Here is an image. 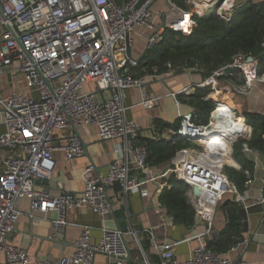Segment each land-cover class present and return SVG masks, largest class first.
<instances>
[{
	"label": "built area",
	"instance_id": "1",
	"mask_svg": "<svg viewBox=\"0 0 264 264\" xmlns=\"http://www.w3.org/2000/svg\"><path fill=\"white\" fill-rule=\"evenodd\" d=\"M238 1L0 0V74H20L29 87L28 91H13L0 97V122L4 127L0 146L10 151L0 167V264H94L98 254L105 257V264H152L144 254L134 258L131 253L125 236L130 235L139 244L135 228L126 226V231H122L106 224L113 213L108 191L116 185L120 187L118 199L127 206L128 195L142 192L147 183H157L162 190L171 188L173 180L182 183L196 214L208 224L204 234L210 232L214 211L225 197L246 207L244 201L252 177L248 176L244 191L238 193L225 168H240L233 158V144L239 140L243 141L242 151L253 155L254 162L258 152L245 143L251 127L244 115L237 114L218 97L226 92L248 95L255 83H264L256 58L238 53L202 82L171 93L173 97H187L197 88L207 89L204 98L214 101V107L206 124H195L191 111L182 115L175 129H166L160 136L153 133L150 138L178 137L198 143L179 150L163 167L146 163L147 148L140 143L141 127L127 116L125 104V91L133 87L143 90L147 75L134 73L140 55L136 57L132 51L138 38L144 40L143 49H148L160 43L168 29L189 36L199 19L217 15L230 20ZM227 69L231 71L226 72ZM186 71L201 74L204 68L197 62L178 67L168 63L165 71L150 75ZM155 101V97L142 91L143 107H153ZM231 111L234 118H241L244 129L229 136L225 130L213 131L209 125L217 121L218 114ZM83 127H94L101 140L121 139L114 148L115 158L105 171L88 163L83 170L81 192L53 193L46 186H38L39 181L52 179L54 151H62L67 159L83 156L84 143L76 133ZM64 130H69L65 143L56 145L55 133ZM224 142L233 164L224 158ZM194 186L199 188V195H194ZM24 198L29 201L30 218L55 215L51 241L64 236L66 212L72 208H88L99 217V239L93 241L90 226L84 225L70 255H62L56 261L31 260L24 246L10 241L21 215L16 203ZM151 198L157 227L166 233L170 214L159 198ZM148 232L152 238V232ZM174 245L168 240L153 242L158 264H248L243 257L230 259L225 252L205 244L193 248L189 257L180 261Z\"/></svg>",
	"mask_w": 264,
	"mask_h": 264
},
{
	"label": "crops",
	"instance_id": "2",
	"mask_svg": "<svg viewBox=\"0 0 264 264\" xmlns=\"http://www.w3.org/2000/svg\"><path fill=\"white\" fill-rule=\"evenodd\" d=\"M2 28H0L1 32ZM137 44V43H136ZM140 49L136 45L132 54L136 57L140 55ZM204 77L196 71H186L172 73L167 76H145L144 89L133 87L125 91V104L128 107L127 116L136 121L141 127L143 138H150L153 133L162 135L166 129L176 128L179 125L182 115L191 112L187 104L181 99L186 98L181 95L173 97L171 93H176L180 89L202 82ZM29 87L24 77L20 74L1 73L0 74V97L8 95L13 91H28ZM142 91L156 101L153 107L145 108L141 105ZM224 94H229L230 99L226 100L229 107L237 114L244 115L247 111L264 113V83L254 84L252 91L248 95H234L232 93H222L218 98L223 99ZM188 97V96H187ZM222 97V98H221ZM177 102V105H176ZM240 105V106H239ZM4 127L0 122V134ZM154 130V131H152ZM84 143V154L80 158L67 159L62 151L53 152L55 169L47 184L39 182L38 186L48 187L53 193L67 191L70 193L81 192L84 188L83 170L88 163H93L100 171H105L108 164L115 158V145L122 142L117 140H101L96 135L94 127H83L77 130ZM69 130L55 133L54 143L61 145L65 143V138ZM171 140V139H168ZM192 142H195L192 140ZM198 146V145H195ZM9 149L0 146V167L9 155ZM252 159L250 154H246ZM255 169L252 176V183L247 189L248 197L244 204H254L264 198V156L258 153ZM235 168V167H230ZM238 169V168H235ZM164 178L163 181H165ZM119 186L116 185L108 191V197L113 204V213L107 219V225L118 227L120 221L125 220L127 227L135 228V225H142L143 229H136L139 244L130 235H126L132 255L141 257L144 254L152 264H158V255L153 248V242L171 241L174 242V251L180 261L186 260L193 248L200 244H205L207 239H214L226 224L225 213L216 207L210 232L204 234L208 228L199 215L196 214L195 223L191 227L181 224H173V217L170 218L167 232H163L157 227L158 218L152 211L151 197L158 199L162 189L157 183H147L143 186L142 192L130 193L127 197V206L118 199ZM224 199H231L225 197ZM28 200L18 199L16 206L21 211L15 230L10 235V241L26 248L28 257L36 261L41 258H48L52 261L58 260L62 255H70L75 249V241L79 236L82 227L89 225L93 241H97L101 235V220L88 208L67 209L64 236L59 241H51L49 235L52 233L53 213L45 217H32L27 215ZM129 216V218H127ZM248 217V218H247ZM259 214H246L241 233L243 239L233 245L226 255L230 259L243 257L248 264L264 263V233L259 232L261 221L257 219ZM135 219V222L133 221ZM129 219V222H128ZM248 219V220H247ZM251 219H254L252 221ZM120 229V228H119ZM148 231L152 232V238ZM200 235V236H199ZM148 239V241L146 240ZM147 241L148 248L144 241ZM103 255H96L94 264H105Z\"/></svg>",
	"mask_w": 264,
	"mask_h": 264
},
{
	"label": "trees",
	"instance_id": "3",
	"mask_svg": "<svg viewBox=\"0 0 264 264\" xmlns=\"http://www.w3.org/2000/svg\"><path fill=\"white\" fill-rule=\"evenodd\" d=\"M175 1L182 2V0ZM262 43H264V0H240L236 3L234 14L228 21L217 15L199 19L197 28L189 36L169 29L165 30L160 43L148 49H141L134 73L136 76L154 74L157 71H165L168 63L178 67L183 64L192 66L197 62L204 68L201 74L206 77L214 69L228 63L235 54L243 53L257 59L259 74L262 75L264 74ZM207 93V89L197 88L194 94L181 99L189 106L192 113L194 111L192 120L195 124H206L209 113L214 107V101L204 98ZM244 117L251 127V136L245 143L248 148L264 156V113L247 111ZM140 143L147 148L146 163L157 167L167 165L179 150L194 144L191 140L178 137L172 140L140 137ZM242 143L243 141L239 140L233 144V158L240 168H225L238 193L244 191L245 181L248 176H253L255 169V163L242 151ZM226 161L233 164L230 157ZM170 177L172 181L173 175ZM173 182L171 188H164L161 191L159 201L168 210L170 218L173 217V224L191 227L196 220V211L188 200L187 188L180 182L174 180ZM241 207L242 205L237 201L230 199L220 202L218 208L225 213L226 224L214 239L205 241L207 248L226 252L243 239L241 233L243 219L239 215ZM146 240L144 243L148 248Z\"/></svg>",
	"mask_w": 264,
	"mask_h": 264
},
{
	"label": "water",
	"instance_id": "4",
	"mask_svg": "<svg viewBox=\"0 0 264 264\" xmlns=\"http://www.w3.org/2000/svg\"><path fill=\"white\" fill-rule=\"evenodd\" d=\"M143 0H140V2H142ZM129 56H130V52L128 51L127 53ZM248 60L251 59V57L249 56L247 58ZM231 71V69H227L226 72H229ZM77 133V131H76ZM78 134V133H77ZM186 138L188 137L189 139H194V138H204V137H191V136H185ZM235 167H237V165H235ZM39 182H42V183H45L47 184V181L46 180H42V181H39ZM193 190V193L194 195H199L200 191H199V188L197 186H194L192 188ZM234 198V197H233ZM246 214H249L250 215H255V214H259V217L257 218L259 220H262L261 221V229L259 232H262L264 233V200H259L257 201L256 203L254 204H251V205H248L247 207H241L240 210H239V215L242 219H246ZM248 218V217H247ZM248 220V219H247ZM252 221H254V219H251ZM133 221L135 222V219L133 218ZM242 225L246 226L247 224L244 223V220H243V223ZM126 226H127V222L125 220L123 221H120L119 224H118V227L122 230V231H126ZM135 228L136 229H143V226L142 225H138L136 224L135 225Z\"/></svg>",
	"mask_w": 264,
	"mask_h": 264
},
{
	"label": "bare ground",
	"instance_id": "5",
	"mask_svg": "<svg viewBox=\"0 0 264 264\" xmlns=\"http://www.w3.org/2000/svg\"><path fill=\"white\" fill-rule=\"evenodd\" d=\"M222 98V97H221ZM223 99L228 100L230 99V95L229 94H224L223 95ZM240 106V105H239ZM227 118V120L225 119ZM209 126L212 127L213 131H227L228 136L230 135L229 133L231 132H236L239 131L240 129H244L243 128V122L241 120L240 117L238 118H234L232 116V111L228 114H218V119L215 123H211ZM206 133V132H204ZM223 153L225 154V160H227L229 158L228 156V146L227 144L224 142L223 144Z\"/></svg>",
	"mask_w": 264,
	"mask_h": 264
},
{
	"label": "rangeland",
	"instance_id": "6",
	"mask_svg": "<svg viewBox=\"0 0 264 264\" xmlns=\"http://www.w3.org/2000/svg\"><path fill=\"white\" fill-rule=\"evenodd\" d=\"M136 43L138 45V48L141 50L143 48V46H144V40L142 38H138ZM183 65H187V64H183ZM225 119L227 120V118H225ZM229 134H232V132L229 133ZM250 136H251V134H250ZM195 145H198V143L194 142V144L192 143L189 147H192V146H195Z\"/></svg>",
	"mask_w": 264,
	"mask_h": 264
}]
</instances>
